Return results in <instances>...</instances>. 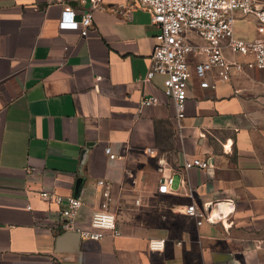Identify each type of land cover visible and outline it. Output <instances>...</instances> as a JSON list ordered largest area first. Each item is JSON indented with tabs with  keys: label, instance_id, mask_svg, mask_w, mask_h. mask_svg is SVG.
Here are the masks:
<instances>
[{
	"label": "crops",
	"instance_id": "obj_1",
	"mask_svg": "<svg viewBox=\"0 0 264 264\" xmlns=\"http://www.w3.org/2000/svg\"><path fill=\"white\" fill-rule=\"evenodd\" d=\"M134 1L103 0L83 36L60 22L86 0H0V264H264V68L226 82L214 68L215 88L193 75L180 130L165 77L145 80L159 30ZM258 28L254 17L235 26L247 40L264 39ZM203 60L188 56L192 70ZM150 95L159 103L142 108ZM194 158L211 168L186 169ZM101 179L121 234L58 246L59 206L41 192L81 198L89 227ZM192 203L224 217L199 225Z\"/></svg>",
	"mask_w": 264,
	"mask_h": 264
},
{
	"label": "built area",
	"instance_id": "obj_2",
	"mask_svg": "<svg viewBox=\"0 0 264 264\" xmlns=\"http://www.w3.org/2000/svg\"><path fill=\"white\" fill-rule=\"evenodd\" d=\"M87 7L81 17L71 5H65L60 27L63 29H79L83 36L88 34L93 24L94 11L104 8L103 0H86ZM138 4L147 7L152 14V23L158 28L156 46L151 57V66L145 80L155 75H163L164 94L175 104L178 128H183L186 117L188 88L193 75L201 80L202 87H216V83L207 80V73L218 69L220 81L226 82L234 72L247 68H264V39L247 40L236 35V22L240 17H254L259 22V32H264V0H136L130 4L129 10L136 9ZM196 35L204 42L193 41ZM190 54H201L194 69L188 62ZM159 103L154 95L145 96L141 107L154 106ZM147 152H152L151 148ZM105 154L116 158L111 147ZM193 167L209 170L208 160L194 158L185 162V168ZM172 177H164L159 185V192L169 191ZM98 185L102 188L103 201L100 207L92 212L89 227L78 223L80 211L84 205L81 198L73 195H62L57 192L43 191L41 196L50 199L59 206V226L66 232H78L81 238L100 241L108 233L117 237L121 234L116 214L110 209L112 183L101 179ZM139 205L140 200H136ZM186 214L196 217L198 224L204 221L215 223L222 220L223 215L215 216L206 210L190 204ZM154 249L163 246L162 241H151Z\"/></svg>",
	"mask_w": 264,
	"mask_h": 264
},
{
	"label": "water",
	"instance_id": "obj_3",
	"mask_svg": "<svg viewBox=\"0 0 264 264\" xmlns=\"http://www.w3.org/2000/svg\"><path fill=\"white\" fill-rule=\"evenodd\" d=\"M70 236H73V237H75L76 239H77V238H79V239L81 238V235H80V233H78V232H67L65 235L61 236V237L58 239V246L61 245V242L64 241L65 238H68V237H70Z\"/></svg>",
	"mask_w": 264,
	"mask_h": 264
}]
</instances>
